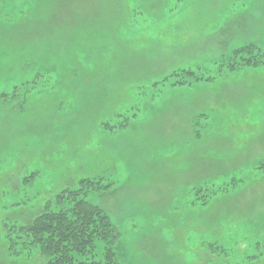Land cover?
Here are the masks:
<instances>
[{
	"label": "rangeland",
	"instance_id": "rangeland-1",
	"mask_svg": "<svg viewBox=\"0 0 264 264\" xmlns=\"http://www.w3.org/2000/svg\"><path fill=\"white\" fill-rule=\"evenodd\" d=\"M262 17L264 0H0V264H41L16 231L78 189L115 264H264V64L235 56L264 54Z\"/></svg>",
	"mask_w": 264,
	"mask_h": 264
},
{
	"label": "trees",
	"instance_id": "trees-1",
	"mask_svg": "<svg viewBox=\"0 0 264 264\" xmlns=\"http://www.w3.org/2000/svg\"><path fill=\"white\" fill-rule=\"evenodd\" d=\"M244 55L247 57H241ZM235 56L241 57L240 63L245 67L256 68L264 64V54L253 45L239 49ZM230 67L234 68V64ZM181 73L187 77L189 74L192 75L184 71ZM181 75L175 73L172 77L181 80L183 78ZM179 80H176L177 83H180ZM80 184L87 187V192L93 190L99 193L108 187L102 185L101 180L93 182L85 179ZM81 192L85 194V190L80 189L69 190L66 194L62 192L56 196V201L58 204L67 201L65 208L52 211L46 205L43 210L37 212L35 218L21 225L16 231L17 239L23 241L22 245H26L27 241L29 245L38 247L43 257L41 264H115L112 250L116 240L115 228L99 207L80 196ZM96 241L104 244L103 261L93 259L92 252ZM90 254L92 258L88 259L87 256Z\"/></svg>",
	"mask_w": 264,
	"mask_h": 264
},
{
	"label": "snow or ice",
	"instance_id": "snow-or-ice-1",
	"mask_svg": "<svg viewBox=\"0 0 264 264\" xmlns=\"http://www.w3.org/2000/svg\"><path fill=\"white\" fill-rule=\"evenodd\" d=\"M253 24L254 25H260L261 27H264V17H262V18H258L257 20H255V21H253ZM38 134H39V132H38ZM69 143V147L71 146V143L70 142H68ZM48 155H51V153H48ZM61 155V153L60 152H56V156H60ZM55 166H57L56 164H53V167H55Z\"/></svg>",
	"mask_w": 264,
	"mask_h": 264
}]
</instances>
